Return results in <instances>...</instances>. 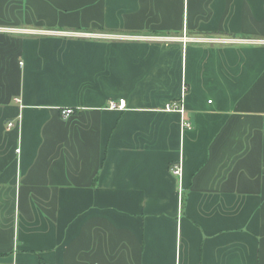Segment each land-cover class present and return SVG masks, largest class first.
I'll list each match as a JSON object with an SVG mask.
<instances>
[{
  "label": "crops",
  "instance_id": "1",
  "mask_svg": "<svg viewBox=\"0 0 264 264\" xmlns=\"http://www.w3.org/2000/svg\"><path fill=\"white\" fill-rule=\"evenodd\" d=\"M0 264H264V0H0Z\"/></svg>",
  "mask_w": 264,
  "mask_h": 264
},
{
  "label": "built area",
  "instance_id": "2",
  "mask_svg": "<svg viewBox=\"0 0 264 264\" xmlns=\"http://www.w3.org/2000/svg\"><path fill=\"white\" fill-rule=\"evenodd\" d=\"M183 40H187V38L185 36H183L182 38ZM19 102V101H17ZM125 100L124 99H119L117 102L116 101H111L108 105V109L110 110H124L125 108ZM166 111H178L180 113V131H181V135L183 134V132L187 129L190 128V123L184 121V109L182 107V105L180 106H175V105H167L165 107ZM73 114V109L67 108V109H63L61 111V115L63 118H67L70 115ZM13 125L10 123L8 125V127H12ZM18 151V150H17ZM170 172L172 173V175H174L177 179L178 182L180 183L182 180V175H183V171H182V159H179V161L177 163H174L171 165L170 167ZM178 194H180V199H181V188L178 191Z\"/></svg>",
  "mask_w": 264,
  "mask_h": 264
},
{
  "label": "rangeland",
  "instance_id": "3",
  "mask_svg": "<svg viewBox=\"0 0 264 264\" xmlns=\"http://www.w3.org/2000/svg\"><path fill=\"white\" fill-rule=\"evenodd\" d=\"M125 103H126V101H125ZM109 105V104H108ZM125 107H126V105H125ZM108 108V107H107ZM110 110V109H109ZM124 110H125V108H124ZM124 110H121V111H124ZM115 111H119V110H115Z\"/></svg>",
  "mask_w": 264,
  "mask_h": 264
}]
</instances>
